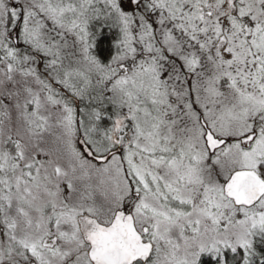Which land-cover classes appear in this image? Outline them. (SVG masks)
Instances as JSON below:
<instances>
[{"label": "snow or ice", "instance_id": "6c2138e0", "mask_svg": "<svg viewBox=\"0 0 264 264\" xmlns=\"http://www.w3.org/2000/svg\"><path fill=\"white\" fill-rule=\"evenodd\" d=\"M0 264H264V0H0Z\"/></svg>", "mask_w": 264, "mask_h": 264}]
</instances>
